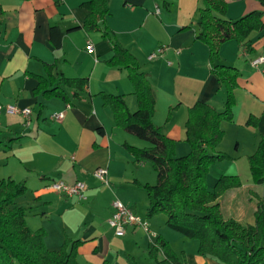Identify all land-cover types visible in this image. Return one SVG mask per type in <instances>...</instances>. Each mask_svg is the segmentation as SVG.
Segmentation results:
<instances>
[{
    "label": "crops",
    "instance_id": "1",
    "mask_svg": "<svg viewBox=\"0 0 264 264\" xmlns=\"http://www.w3.org/2000/svg\"><path fill=\"white\" fill-rule=\"evenodd\" d=\"M82 1L0 0V180L26 184L27 193L17 204L27 210L33 231H45L50 251L60 250L66 239L83 242L79 264H156L149 250L158 236L166 239L182 264H223L198 255V244L170 232L165 215L147 217L148 197L138 184L153 182V176L125 146L144 149L149 144L117 127L103 99V95L121 96L135 112L134 88L125 70L107 65L111 45L101 34L83 28L90 11L81 6ZM227 1L224 19L237 21L259 11L264 22L263 0ZM201 6V0H109L107 25L147 76L156 95L153 121L176 142V149L187 144L189 108L200 102L222 112L226 102V90L212 73L209 50L197 40ZM59 33L57 46L54 40ZM162 47L164 52L149 60ZM260 56H264V32L252 35L246 47L226 42L218 60L241 72L234 121L222 124L224 139L231 137L236 150L244 143L252 155L264 141V66L251 65ZM48 66L53 74L87 78L83 99L70 105L36 95L38 79L48 78ZM8 107L31 109L29 125L24 115L8 113ZM55 114L64 117L54 120ZM251 117L257 118L256 128L246 126ZM223 142L218 152L224 153ZM98 168L108 170V185L94 177ZM53 182L84 183L87 200L50 190ZM263 198L264 184L253 183L228 191L219 202L226 220L254 224L259 203L255 202ZM115 201L141 216L154 235L129 227L124 236H117L108 223Z\"/></svg>",
    "mask_w": 264,
    "mask_h": 264
},
{
    "label": "trees",
    "instance_id": "2",
    "mask_svg": "<svg viewBox=\"0 0 264 264\" xmlns=\"http://www.w3.org/2000/svg\"><path fill=\"white\" fill-rule=\"evenodd\" d=\"M264 2V0H263ZM200 29L197 38L209 50L212 73L226 90L224 111L218 112L209 104L195 103L188 111L185 142L190 153L175 155L176 142L167 137L153 119L156 95L147 78L140 71L136 58L117 40L107 25L110 15L109 0H83L81 6L90 11L83 28L88 33H99L112 47L109 67L125 70L133 85L138 109L131 112L121 96L103 95L117 127L145 141L144 149L125 146L139 163H150L157 173L155 185L138 184L148 197L146 212L151 218L167 217V227L179 235L198 242V254L211 257L223 264H264V198L257 204L254 224L224 218L220 198L228 191L242 186L237 176H223L208 189L210 168L224 160L218 152L224 122L234 121L236 91L241 72L235 67L218 64L220 49L229 41L248 46L250 37L264 32L263 13L251 12L237 21L224 19L227 0H201ZM56 29L52 31L55 35ZM62 34L54 43L59 46ZM54 37H52L53 40ZM48 66V78H39L36 95L45 99H59L66 104L82 100L88 86L87 78H67L53 74ZM172 108L167 121L171 119ZM247 127L256 128L257 118L251 117ZM254 183L264 184V141L249 158ZM27 193L23 182L0 180V264H79L78 248L82 241L66 239L58 251H50L45 244V231H33L27 224V210L17 200ZM160 255L164 259L160 260ZM149 256L156 264H182L179 257L162 236L150 248Z\"/></svg>",
    "mask_w": 264,
    "mask_h": 264
},
{
    "label": "built area",
    "instance_id": "3",
    "mask_svg": "<svg viewBox=\"0 0 264 264\" xmlns=\"http://www.w3.org/2000/svg\"><path fill=\"white\" fill-rule=\"evenodd\" d=\"M156 13H160V9L157 8ZM92 44H88V51L92 52ZM165 50V47L157 49L154 53L149 56V60H153L159 57ZM251 65L258 69L264 66V56L257 57L251 60ZM8 113L11 114H22L27 118L26 125H29V119L32 114L31 109H25L19 111L14 107H8ZM64 117L63 114H55L52 119L60 120ZM94 177L101 183L108 185V170L106 168H98L94 172ZM49 189L67 198H76L79 201L87 200L88 187L82 183L77 182L74 185H69L64 182H53L49 186ZM109 226L115 232L117 236H124L129 227H141L144 231L150 235H154L151 232L149 224L142 219L137 213L130 208L124 206L121 202L115 201L113 204V214L108 221Z\"/></svg>",
    "mask_w": 264,
    "mask_h": 264
},
{
    "label": "rangeland",
    "instance_id": "4",
    "mask_svg": "<svg viewBox=\"0 0 264 264\" xmlns=\"http://www.w3.org/2000/svg\"><path fill=\"white\" fill-rule=\"evenodd\" d=\"M158 8L160 9V7ZM166 121H167V118H166ZM224 138H225V134H224ZM224 138H223L224 142L222 140L223 142L222 145H223V152L226 155V158L216 163L210 168L209 173H208V176H210V178L208 177L209 178V181H208L209 188L210 189L212 188V184H211L212 180H213V183L214 182L216 183L223 176H237L240 179L241 184L244 186L248 184H253L254 180L251 175L250 165H249V157H251L252 154L248 152L249 149L243 143L242 148L240 150H236L235 143L233 142L234 140L229 136L226 139ZM141 142L142 144L148 145V143L144 141H141ZM182 152H184V154H182ZM187 152L188 154L190 153V146L188 144H184V145L179 146L178 149L175 150V155L177 157H183V155L184 156L188 155ZM146 164L148 168L150 169V173L152 174L151 176H153V182H150L151 180H149L148 184L155 185L157 183V173L150 163H146ZM258 202H260V200H256L255 203H258ZM170 232H172L173 234H178L172 230ZM186 240L187 242L198 244V242L195 240H191L187 238Z\"/></svg>",
    "mask_w": 264,
    "mask_h": 264
}]
</instances>
